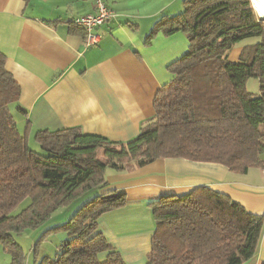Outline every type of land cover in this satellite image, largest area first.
Masks as SVG:
<instances>
[{
  "label": "trees",
  "instance_id": "obj_1",
  "mask_svg": "<svg viewBox=\"0 0 264 264\" xmlns=\"http://www.w3.org/2000/svg\"><path fill=\"white\" fill-rule=\"evenodd\" d=\"M183 32L188 51L168 70L173 79L154 98L155 115L128 142L79 128L40 130L32 149L12 112L21 87L0 52V244L23 264L16 237L36 228L90 189L107 186V170L131 172L160 158L220 163L236 173L264 169V19L251 0H185L177 15L163 17L147 36ZM254 37L240 62L230 50ZM259 80L260 93L247 81ZM27 199L30 204L17 210ZM117 191L97 195L65 225L68 238L55 256L37 264H126L99 231V219L124 206ZM155 221L145 264H253L264 215L249 213L229 195L202 186L149 203ZM264 264V263H263Z\"/></svg>",
  "mask_w": 264,
  "mask_h": 264
},
{
  "label": "crops",
  "instance_id": "obj_2",
  "mask_svg": "<svg viewBox=\"0 0 264 264\" xmlns=\"http://www.w3.org/2000/svg\"><path fill=\"white\" fill-rule=\"evenodd\" d=\"M95 1L0 0V52L21 87L19 104L26 115L14 107L12 112L34 150L40 147L35 140L40 130L77 127L111 141L135 139L155 115L157 92L174 77L168 67L189 49L183 32H159L146 42L158 21L183 11L185 0H104L117 18L102 26L98 45L87 46L85 30L72 21L96 13ZM259 41L254 37L235 45L228 60L240 62L245 48ZM251 80L248 90L259 94V80ZM106 180L95 194L117 191L126 195V203L99 219V231L126 264L148 261L156 226L149 203L162 196L206 186L249 213L264 215L263 168L242 174L220 163L160 158L131 172L107 170ZM263 263L264 231L253 261Z\"/></svg>",
  "mask_w": 264,
  "mask_h": 264
},
{
  "label": "rangeland",
  "instance_id": "obj_3",
  "mask_svg": "<svg viewBox=\"0 0 264 264\" xmlns=\"http://www.w3.org/2000/svg\"><path fill=\"white\" fill-rule=\"evenodd\" d=\"M251 81L255 83V79L252 78ZM249 89L251 90L250 92H252L253 88L250 87ZM33 143L34 141L30 142L32 149ZM36 148L41 153L43 152L41 147ZM262 157L264 158V154ZM95 192L94 189L85 191L77 196L69 205L57 210L47 221L43 222L38 227L27 229L18 235L16 239L23 251V264H37L36 261H40L45 256H55L68 238V233L65 229L66 223H68L86 203L97 196ZM29 204L30 199L22 203L17 210L25 208ZM0 264H13L12 254L2 244H0Z\"/></svg>",
  "mask_w": 264,
  "mask_h": 264
},
{
  "label": "built area",
  "instance_id": "obj_4",
  "mask_svg": "<svg viewBox=\"0 0 264 264\" xmlns=\"http://www.w3.org/2000/svg\"><path fill=\"white\" fill-rule=\"evenodd\" d=\"M95 4L97 7L96 13L78 16L72 21L74 25L85 30L87 34V46L98 45L104 37L102 26L117 18L116 10L108 6L104 0H96ZM255 12L258 18L264 19L256 10Z\"/></svg>",
  "mask_w": 264,
  "mask_h": 264
},
{
  "label": "bare ground",
  "instance_id": "obj_5",
  "mask_svg": "<svg viewBox=\"0 0 264 264\" xmlns=\"http://www.w3.org/2000/svg\"><path fill=\"white\" fill-rule=\"evenodd\" d=\"M254 9L264 18V0H252Z\"/></svg>",
  "mask_w": 264,
  "mask_h": 264
}]
</instances>
